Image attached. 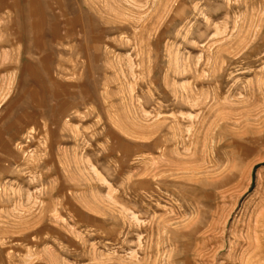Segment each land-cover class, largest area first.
Returning <instances> with one entry per match:
<instances>
[{"label":"rangeland","instance_id":"374dc122","mask_svg":"<svg viewBox=\"0 0 264 264\" xmlns=\"http://www.w3.org/2000/svg\"><path fill=\"white\" fill-rule=\"evenodd\" d=\"M261 216L264 0H0V264H264Z\"/></svg>","mask_w":264,"mask_h":264},{"label":"bare ground","instance_id":"6f19581e","mask_svg":"<svg viewBox=\"0 0 264 264\" xmlns=\"http://www.w3.org/2000/svg\"><path fill=\"white\" fill-rule=\"evenodd\" d=\"M255 55V52L252 50V51H248V52H246L245 54H244V58H251L252 56H254ZM262 74H263V72H262ZM255 76V75H254ZM258 78V77H257ZM261 79V78H260ZM259 80V79H258ZM263 81V80H262ZM262 84L260 83V84H258V83H255V84H251V83H248L246 86H245V90H244V94H243V97H244V99H242L240 102L239 101H237V105H241V109L243 110V109H245L246 111L245 112H247V113H243V112H241V114H238V115H236L235 117H229V116H227V117H229V118H227V119H224V117H223V120L221 119V120H218V121H220L221 123H222V121H225V123H227V124H229V127H232V129H234V128H236V127H238L239 126V123L241 124V119L243 118H246V117H249L250 116V114H249V112H250V110H251V108L252 107H254V104H255V102H257L258 101V98L261 96V94H262ZM259 93V97H258V94ZM49 98V97H48ZM29 99H30V97H29ZM260 99H261V97H260ZM31 101V100H30ZM260 101V100H259ZM263 104V103H262ZM261 104V105H262ZM197 105V104H196ZM236 105V104H235ZM226 107V106H225ZM255 107H259V106H255ZM227 109L229 108V107H226ZM233 108V107H232ZM230 109V108H229ZM236 110H238L237 108H236ZM257 111V110H256ZM231 112V111H230ZM237 113V112H236ZM234 113H232V115H233ZM218 115V114H217ZM231 115V114H230ZM220 116V115H219ZM219 116H218V118H219ZM206 117V116H205ZM213 117H214V119L216 118L214 115H213ZM221 118H222V116H220ZM202 118H204V117H202ZM210 118V117H209ZM253 118V117H252ZM206 118H204L203 119V121H200L201 122V125L203 124L202 122H204V120H205ZM212 120V119H211ZM28 121V120H27ZM30 121V120H29ZM243 121V120H242ZM245 121H247V120H245ZM244 121V122H245ZM215 121H213V124L214 125H212L213 127L210 129H208V130H205V131H207V133H206V137H207V139H209V140H211V141H215V142H219L220 140H225L226 138H230V139H232V143H234V135H232V134H229V133H227L225 130H227V129H224V127L225 126H223V125H219L218 124V122H216V123H214ZM229 122H231V123H229ZM29 123V122H28ZM212 123V122H211ZM210 123V124H211ZM209 124V123H208ZM226 125V124H225ZM209 127V126H208ZM242 127V126H241ZM226 128V127H225ZM206 129V128H205ZM243 131V130H242ZM250 131V130H249ZM245 132V131H244ZM205 134V133H204ZM242 134V133H241ZM246 134V133H245ZM235 135H237V134H235ZM244 135V134H243ZM249 137V136H248ZM204 139V138H203ZM229 139V140H230ZM228 140V139H227ZM204 141H206V140H204ZM207 143V142H206ZM228 143V142H227ZM209 144V143H208ZM212 143H210V145H211ZM215 144H217V143H215ZM220 144V143H219ZM218 144V145H219ZM224 143H222V145H223ZM229 145V144H228ZM29 147V146H28ZM217 147V146H216ZM219 147V146H218ZM209 148V147H208ZM218 153V152H217ZM250 165V164H249ZM250 169V168H249ZM202 170V169H201ZM7 195V194H6ZM264 217L263 216H261L259 219H256L255 220V223H256V227H259V226H263L264 225ZM20 221V220H19ZM260 224V225H259Z\"/></svg>","mask_w":264,"mask_h":264}]
</instances>
